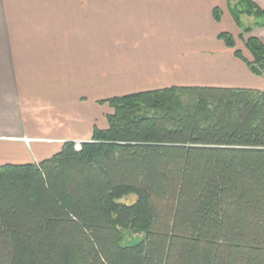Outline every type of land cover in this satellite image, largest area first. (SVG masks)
I'll use <instances>...</instances> for the list:
<instances>
[{
  "label": "trees",
  "instance_id": "trees-1",
  "mask_svg": "<svg viewBox=\"0 0 264 264\" xmlns=\"http://www.w3.org/2000/svg\"><path fill=\"white\" fill-rule=\"evenodd\" d=\"M227 2L253 62L219 38L262 77L264 9ZM102 104L108 128L80 149L0 166V264H264V92L170 87Z\"/></svg>",
  "mask_w": 264,
  "mask_h": 264
},
{
  "label": "crops",
  "instance_id": "crops-1",
  "mask_svg": "<svg viewBox=\"0 0 264 264\" xmlns=\"http://www.w3.org/2000/svg\"><path fill=\"white\" fill-rule=\"evenodd\" d=\"M223 32L253 62L227 0H0V166L91 141L95 124L108 128L102 102L112 98L170 87L264 92V74L226 47ZM262 34L252 32L264 43ZM48 136L54 143L40 144Z\"/></svg>",
  "mask_w": 264,
  "mask_h": 264
},
{
  "label": "rangeland",
  "instance_id": "rangeland-1",
  "mask_svg": "<svg viewBox=\"0 0 264 264\" xmlns=\"http://www.w3.org/2000/svg\"><path fill=\"white\" fill-rule=\"evenodd\" d=\"M253 2H255L259 7H261L260 6V4H262V3H264V0H261V2H260V0H252ZM262 8V7H261ZM262 9H264V8H262ZM256 19H254V18H251V19H249V17H246V25L244 24V18H243V24H244V26H253L254 25V23L256 22L255 21ZM253 36V35H252ZM261 36H263V38H264V34H262ZM244 37H249L248 35H246V36H244ZM238 45H239V48H243V49H245L246 50V54H247V49L245 48V45H244V41L241 39V37H239L238 38ZM238 48V47H237ZM110 107V106H109ZM110 109H111V107H110ZM114 112H113V110L111 109V113H109L108 115H112ZM107 115V116H108ZM107 116H106V118L104 119L105 121L107 120ZM95 127H98L97 126V124H95L94 125V129H95ZM102 130V129H101ZM43 140H41L40 142H42V143H40V144H49L50 142H53L54 143V139H52V137H50V136H48V137H43L42 138ZM72 142H75V144L77 145V144H82V143H84L83 141H81V140H72ZM27 144H28V146H32L34 143L33 142H30V141H28L27 142ZM51 144V143H50ZM60 145H64V143H60ZM135 196H132V197H130L129 199H123L122 200V202L123 203H125V202H133L134 200H135ZM125 237H126V241H128V242H132L133 240H135L136 238H139V237H142L141 235H136V234H134V233H132V232H130V231H125Z\"/></svg>",
  "mask_w": 264,
  "mask_h": 264
},
{
  "label": "built area",
  "instance_id": "built-area-1",
  "mask_svg": "<svg viewBox=\"0 0 264 264\" xmlns=\"http://www.w3.org/2000/svg\"><path fill=\"white\" fill-rule=\"evenodd\" d=\"M80 147H81L80 144H77V145H76V148H77V149H80Z\"/></svg>",
  "mask_w": 264,
  "mask_h": 264
}]
</instances>
